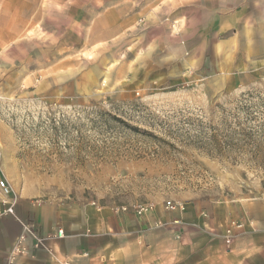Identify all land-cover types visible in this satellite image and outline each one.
<instances>
[{
    "label": "rangeland",
    "instance_id": "obj_1",
    "mask_svg": "<svg viewBox=\"0 0 264 264\" xmlns=\"http://www.w3.org/2000/svg\"><path fill=\"white\" fill-rule=\"evenodd\" d=\"M198 2L0 0V179L8 154L62 202L264 197V62H191Z\"/></svg>",
    "mask_w": 264,
    "mask_h": 264
},
{
    "label": "crops",
    "instance_id": "obj_2",
    "mask_svg": "<svg viewBox=\"0 0 264 264\" xmlns=\"http://www.w3.org/2000/svg\"><path fill=\"white\" fill-rule=\"evenodd\" d=\"M263 5V0L254 5L249 0L212 6L198 2L196 34L191 33L193 13L181 16L191 62L205 63L210 41L214 63L226 65L231 60L238 65L236 74L257 71L258 66L251 65L264 62ZM5 159L2 176L16 190L18 203L15 216L0 218V264H61L59 260L75 264H264V197L213 198L191 193L148 200L155 208L145 217L118 215L113 208L124 203L47 198L51 178L33 172H21L17 188L12 172V161H16L8 154ZM167 200L184 208H167ZM26 222L35 223L42 236L58 230L64 235L47 239L53 254L31 244L27 255L11 262L9 252ZM228 228L232 229L230 243L226 242Z\"/></svg>",
    "mask_w": 264,
    "mask_h": 264
},
{
    "label": "built area",
    "instance_id": "obj_3",
    "mask_svg": "<svg viewBox=\"0 0 264 264\" xmlns=\"http://www.w3.org/2000/svg\"><path fill=\"white\" fill-rule=\"evenodd\" d=\"M36 203H41V199H36ZM18 203V197L15 194L13 187L10 185L7 179H0V218L16 215V206ZM167 208L174 209L176 207L183 209L181 203H174L172 200L165 202ZM155 204L151 201L124 203L116 205L113 210L116 214L133 213L138 217H145L153 211ZM63 230H58L57 234H51L49 236H42L35 223L26 222L23 223V231L15 241L12 250L9 252V261L13 262L19 255H27L30 251V246L33 244L35 248H42L53 254L52 249L47 244V239L53 237H63ZM232 229L228 228L226 232V242H231ZM61 264H75L68 260H62Z\"/></svg>",
    "mask_w": 264,
    "mask_h": 264
}]
</instances>
